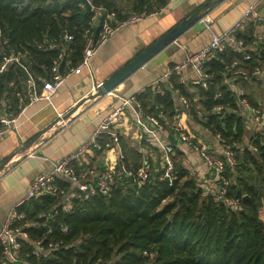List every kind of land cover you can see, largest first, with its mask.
I'll return each instance as SVG.
<instances>
[{
  "label": "trees",
  "instance_id": "16d2710c",
  "mask_svg": "<svg viewBox=\"0 0 264 264\" xmlns=\"http://www.w3.org/2000/svg\"><path fill=\"white\" fill-rule=\"evenodd\" d=\"M91 2L115 10L118 18L127 15L111 0ZM81 3L82 0H0V27L12 48L27 50V62L38 77L48 76L52 60L57 56V50L41 52L35 48L44 38L57 39L64 32L72 34L73 39L63 42L61 47L69 51L73 65L81 60L84 31L92 16ZM167 3L168 0H134L132 12H154ZM254 30L255 23L249 22L235 31L246 46H255L247 49L249 60L243 59V52L225 44L222 52H213L205 63V71L212 74L207 88L189 84L191 90H188L180 86L181 92L203 111L199 118L192 110L194 119L230 142L243 141L244 116L225 77L244 88L253 104L257 103L248 85L264 84V80L231 77L222 60L231 63L238 59L240 65L248 68L258 60L264 62V38H257ZM12 77V72L0 75V92L9 89L7 84ZM138 98L146 109L149 107L148 111L155 112L153 105L163 103L165 113L173 114L169 93L160 96L148 85ZM216 105H222L223 110L212 111ZM248 140L256 150L248 146L238 149L236 158L240 161L233 168H226L225 173L228 176L234 170L256 168L262 188L238 172L229 193L241 198L247 196L239 210L216 203L210 193H205L196 179L178 164L176 147V176L171 181L156 178L151 183L137 185L121 173L109 194L95 195L46 221L38 215L48 214L57 198L42 195L28 200L19 210L28 219L46 222L45 226L30 228V233L41 236L50 227L52 232L48 235L64 243L53 256L42 259L41 264H264V222L258 217V207L264 200V130L253 132ZM120 144H123L121 137ZM122 161L131 170L143 162L141 155L130 150L123 151ZM62 226L67 227L66 232L60 231Z\"/></svg>",
  "mask_w": 264,
  "mask_h": 264
},
{
  "label": "built area",
  "instance_id": "2783aa9c",
  "mask_svg": "<svg viewBox=\"0 0 264 264\" xmlns=\"http://www.w3.org/2000/svg\"><path fill=\"white\" fill-rule=\"evenodd\" d=\"M262 3L264 0H255L229 29L220 35H214L207 45L186 52L180 61L166 67L156 77L151 88L160 96L170 94L173 101L171 116L165 113L163 103L153 105L155 112L148 111L149 107L146 109L143 106L138 95L144 92V88L137 93L123 96L119 104L104 114L84 145L67 157L54 162L50 169L38 173L30 182L24 196L10 207L5 220L0 224V264H41L42 259L53 256L64 244L61 239L48 235L52 232L50 227L41 236H33L30 233V228L46 225V222L39 219H28L25 213L19 210L20 206L32 198L42 195L57 198V203L48 214L38 215V218L44 217L46 221L58 212H69L77 204L95 195L109 194L117 182V175L121 173L130 177L137 185L151 183L156 178L169 181L174 179L176 143L168 140L170 135L175 136L178 144H186L192 148L213 173L215 183L210 193L212 199L229 209L239 210L243 197L229 193V178L225 172L226 168L231 169L237 164L236 156L238 149L241 148L240 143L230 142L219 133H212L216 141V149L211 151L196 142L187 130L181 129L179 122L185 115H191V111L194 110L197 117L201 118L203 111L181 92L180 86L188 87L189 84H193L207 88L212 74L205 71V63L213 52H222L225 44L234 51L243 52L244 60L251 58L247 49H254L255 46L253 44L246 46L242 39L236 37L235 31L244 28L249 22H254L256 26L261 21L259 7ZM86 4L90 5L88 10L92 12V16L84 31L85 44L79 63L73 65L69 51L61 47L63 42L73 39L72 34L64 32L57 39L44 38L35 44V48L41 52L57 50V56L52 60L48 76L45 78L35 75L27 62L29 60L27 50L16 51L12 48L0 27V75L9 72L14 75L7 84L9 89L0 92V136H5L18 128L20 120L31 104L40 101L52 104L53 97L69 76L85 73L93 79L95 70L92 60L109 38L120 28L136 24L145 17L155 16L163 9L162 7L154 12L145 10L139 13L132 12L123 18H118L117 12L113 9L94 6L91 0H82L81 6L86 8ZM255 36L257 37L256 34ZM239 61L234 59L231 63H227L222 60L225 70L230 72L231 77L264 80V62L258 60L255 65L248 68L240 65ZM184 72H189L190 78H186ZM230 79L226 76L225 82L230 84ZM99 84L100 82L96 84L92 92L96 91ZM229 87L235 95L242 115L250 118L253 132L264 130V106L262 107L261 102L256 99L257 104H253L247 98L244 88ZM223 108L222 105H216L212 111L218 113ZM127 114L133 115L137 128L142 129L141 132L152 133L154 130L162 132L163 135L157 140L160 146L157 167L154 168L152 162L144 160L140 167L131 170L127 169L122 161L121 126ZM58 116L61 117V113ZM247 146L252 151L256 150L253 145ZM94 149L101 152L115 150L117 168L105 166L100 169L92 167L78 169L73 165V162L82 159L84 154ZM59 180L67 185L61 186ZM60 231L66 232L67 227L62 226Z\"/></svg>",
  "mask_w": 264,
  "mask_h": 264
},
{
  "label": "crops",
  "instance_id": "0c3cea01",
  "mask_svg": "<svg viewBox=\"0 0 264 264\" xmlns=\"http://www.w3.org/2000/svg\"><path fill=\"white\" fill-rule=\"evenodd\" d=\"M207 1L209 0H168L167 5L155 16L145 17L136 24L120 28L94 56L93 79L85 73L69 76L53 97L52 104L45 101L31 104L20 120L18 128L5 136H0V164L6 162L0 170V224L5 220L10 207L24 196L32 179L38 173L50 169L57 160L67 157L84 145L104 114L119 104L121 97L151 86L166 67L180 61L186 52L207 45L214 35H220L229 29L255 0L221 1L210 8L176 41L166 46L162 51L165 53L162 59H159V52L111 94L102 96L101 100L93 104L87 103L86 98L97 83L105 80ZM259 11L261 21L255 26L254 32L260 39L264 38V3L260 5ZM184 76L190 78L189 72H184ZM229 86L237 87L233 82ZM188 90H191L190 87ZM105 98L106 103L103 101ZM196 106L200 109L198 104ZM59 113L61 117L58 116ZM67 114L68 117L64 118ZM243 121L244 139L251 136L253 126L249 117L244 116ZM179 127L187 130L196 142L209 150L216 149L212 133L195 121L192 114L185 115L180 120ZM141 131V128H137L133 115L127 114L121 126L122 156L123 151L127 153L129 150L133 151L141 155L142 161L151 160L155 168L160 154L157 140L163 134L155 130L152 133ZM168 140L176 143L178 164L196 179L205 193H211L215 183L214 175L199 155L188 145L178 144L174 135H170ZM73 165L78 169L117 167V153L115 150L108 152L90 150L82 159L73 162ZM59 182L63 183L62 180Z\"/></svg>",
  "mask_w": 264,
  "mask_h": 264
},
{
  "label": "water",
  "instance_id": "95a60500",
  "mask_svg": "<svg viewBox=\"0 0 264 264\" xmlns=\"http://www.w3.org/2000/svg\"><path fill=\"white\" fill-rule=\"evenodd\" d=\"M223 0H210L203 3L200 7L191 12L188 16L183 18L177 24L172 26L156 40L150 43L144 50L139 52L126 64L121 66L113 74L108 76L105 80L101 81L95 92H91L86 99H97L98 97L105 96L109 92L116 89L124 80L130 77L138 69L142 68L151 58L161 52L166 46L176 41L180 35L187 31L192 25H194L200 17L205 14L207 10L215 7ZM86 8L89 9L90 5L86 4ZM82 103V102H81ZM65 115L64 118L68 117ZM6 162L0 164V170ZM247 196H243V200Z\"/></svg>",
  "mask_w": 264,
  "mask_h": 264
},
{
  "label": "rangeland",
  "instance_id": "374dc122",
  "mask_svg": "<svg viewBox=\"0 0 264 264\" xmlns=\"http://www.w3.org/2000/svg\"><path fill=\"white\" fill-rule=\"evenodd\" d=\"M111 1L116 5V8L118 10H120L122 13H124V14L126 13L127 15L129 13H132V7H133L134 0H111ZM207 12H208V10L205 12V14ZM205 14H203L200 18H202ZM162 51L158 55L159 59H162L165 56L164 55L165 53ZM248 89L252 93L253 97H255V100L258 99L261 102V104H264V84L252 83L251 85H248ZM101 99H102V97H98L96 100L95 99H86V101L89 104H93V103H95ZM107 99H109V98H107ZM103 101H104V103H106V98ZM195 121H196V119H195ZM248 143H249L248 137L247 138L244 137L243 141L240 142L239 145H240V147H244V146L249 145ZM239 161L240 160L237 159V163ZM238 172L242 177H245L248 182L251 181V182L257 184V186L261 190V188H262L261 182H260L259 176L256 175V168H252L250 170L241 169L239 171H236V170L231 171L230 174H228L229 186H230V184H232L234 182V179L236 178V175ZM258 217L261 221L264 222V200H262V205L260 207H258Z\"/></svg>",
  "mask_w": 264,
  "mask_h": 264
}]
</instances>
